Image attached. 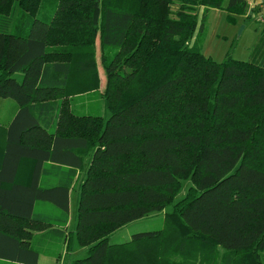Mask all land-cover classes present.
Returning <instances> with one entry per match:
<instances>
[{
  "label": "trees",
  "instance_id": "16d2710c",
  "mask_svg": "<svg viewBox=\"0 0 264 264\" xmlns=\"http://www.w3.org/2000/svg\"><path fill=\"white\" fill-rule=\"evenodd\" d=\"M44 1L0 0V98L18 106L0 140V260L38 264L33 234L52 223L35 203L67 214L82 172L67 242L87 255L66 264H264V26L247 60L200 44L210 9L233 20L246 3L52 0L42 15ZM99 90L107 119L73 112ZM170 205L162 230L109 243Z\"/></svg>",
  "mask_w": 264,
  "mask_h": 264
},
{
  "label": "rangeland",
  "instance_id": "374dc122",
  "mask_svg": "<svg viewBox=\"0 0 264 264\" xmlns=\"http://www.w3.org/2000/svg\"><path fill=\"white\" fill-rule=\"evenodd\" d=\"M51 2L52 0H45L39 14L43 15L45 13H50L53 6V2ZM22 15L25 14L21 9L18 8V6L13 7L10 20L11 24H18V20H20ZM243 24L252 25L258 29L263 27L260 22H255L251 19H242V16H234L232 20L228 17L226 12H221L219 16H214L211 13L207 15L205 31L200 37L202 54L206 57H210L217 63H220L224 60L227 52H229L232 58L236 60H247L248 51L252 44L250 38L252 33L248 35V33L245 32L240 36L239 32L241 31ZM102 77L104 78L103 70ZM100 92L101 91L99 90L95 93H86L76 96V98H74V102H72L73 112L77 115H93L107 119L109 114L104 109L103 101L99 95ZM17 108L18 106L14 101L0 98V140L2 139V127H4L5 123L12 118ZM189 186V180H183L181 182L179 193L173 200L174 203L178 202L184 197ZM170 209L171 205L166 207L162 212L153 213L145 218L131 222L116 230L110 235L109 243L120 244L129 241L134 234L162 230L164 228V213ZM171 235L172 231L167 230V236ZM73 244L74 247L72 246V243V247H70L73 253H68L67 256L63 254V258L65 257V260H62V264H65L69 260L82 259L86 257V248H79L74 242ZM37 246L44 250L43 252L55 254L56 256L61 255L63 250L62 246L57 245V243L54 242L45 243L44 245L40 243V246L37 244V242H34V247L37 248ZM212 251H218L220 253L224 252L222 248H216ZM203 252L207 253V251L204 250ZM198 253L194 252L192 255H190V257L195 256ZM0 264L15 263L0 260Z\"/></svg>",
  "mask_w": 264,
  "mask_h": 264
},
{
  "label": "crops",
  "instance_id": "0c3cea01",
  "mask_svg": "<svg viewBox=\"0 0 264 264\" xmlns=\"http://www.w3.org/2000/svg\"><path fill=\"white\" fill-rule=\"evenodd\" d=\"M246 5V13L242 16V19H251L255 20V16L259 14L254 12V9L260 5L263 0H243ZM221 12H225L223 10H217V9H210L208 11L209 15L210 13L214 16H219ZM262 28H255L252 25L243 24L241 27L240 36L243 35L245 32L249 34L252 33L251 38V46L248 51V56L250 54V50L257 38L258 33L260 32ZM250 32V33H249ZM98 74L100 79V88H102V84H104V78L102 77V70L100 67H98ZM18 111V108L15 110L14 115ZM12 118L5 123L4 126H7L9 122L12 120ZM86 158L83 160V167L85 168L86 165ZM49 164L47 163L46 166ZM81 177H83V173L79 172L78 179L75 180L73 183L70 192H69V209L68 213L64 214L61 210L56 208L50 203L47 202H36L34 206V214L37 218L42 220H48L52 223V226H48V228L43 232H35L33 234L31 243L34 244V242L40 246V243L43 245L45 243H57V245L62 246V253L61 255L56 256L55 254L43 252L41 248L37 246L38 249V264H62V260H65V257L63 258V254L67 256L68 253H73L70 247H74L73 242L72 246L71 243L67 242V235L70 232H73L76 225V213H77V202H78V189H79V183L81 181ZM50 181L51 183L55 182L54 177H43L42 181ZM65 251V252H64ZM64 264V263H63ZM66 264V263H65Z\"/></svg>",
  "mask_w": 264,
  "mask_h": 264
},
{
  "label": "built area",
  "instance_id": "2783aa9c",
  "mask_svg": "<svg viewBox=\"0 0 264 264\" xmlns=\"http://www.w3.org/2000/svg\"><path fill=\"white\" fill-rule=\"evenodd\" d=\"M259 8V16H255V20L260 22L262 26H264V0L263 2L257 6Z\"/></svg>",
  "mask_w": 264,
  "mask_h": 264
}]
</instances>
